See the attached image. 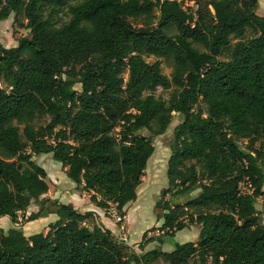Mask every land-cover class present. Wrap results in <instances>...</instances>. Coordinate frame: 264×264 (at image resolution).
Returning a JSON list of instances; mask_svg holds the SVG:
<instances>
[{
  "label": "trees",
  "instance_id": "obj_1",
  "mask_svg": "<svg viewBox=\"0 0 264 264\" xmlns=\"http://www.w3.org/2000/svg\"><path fill=\"white\" fill-rule=\"evenodd\" d=\"M259 9V0H0V21L24 14L31 33L0 46V220L19 225L34 203L39 211L25 223L59 218L30 237L0 228V264H264ZM162 59L172 60L171 77ZM159 88L171 91L168 100L155 96ZM175 114L169 187L156 205L164 237L144 234L141 254L94 212L43 198L48 174L35 158L52 155L92 204L114 206L123 220L154 138ZM194 225L197 242L145 251Z\"/></svg>",
  "mask_w": 264,
  "mask_h": 264
},
{
  "label": "rangeland",
  "instance_id": "obj_2",
  "mask_svg": "<svg viewBox=\"0 0 264 264\" xmlns=\"http://www.w3.org/2000/svg\"><path fill=\"white\" fill-rule=\"evenodd\" d=\"M77 1L80 2L81 0ZM259 4L260 9L258 13L259 15L264 16V0H259ZM68 21V16L63 15V22ZM30 36L31 33L30 30L27 29V20L25 19L24 14H20L18 16L12 14L9 20L3 22L0 21V46L5 48H14L19 45V41L22 38H29ZM228 59V54L220 58L221 61H227ZM146 60L148 63L153 64L158 59L151 57L147 58ZM161 62L163 74L167 77H171L173 72L172 60L162 59ZM124 77L125 80L128 81V72H125ZM0 88L5 89L6 86L0 83ZM78 89H80V87H78ZM170 95L171 91H165L161 88L157 89L155 93L157 98H163L165 100H168ZM180 123L181 117L178 114H175L173 123L168 132L161 137L154 138V146L156 149L155 155L149 162L148 169L145 173V177L143 178V184L138 190V199L136 202L128 205L125 208V217H123V221L117 223L116 218L113 217L115 210L114 206H112V209H110L108 212L104 211L105 221L108 226L113 227L114 233L123 242L131 246L138 254H141L139 245L142 243L144 234L147 233V239L156 238L158 236L164 237L162 232L163 221L158 220V216L162 215V211L157 209L156 205L158 200L162 198L161 192L169 187L167 171L169 159L172 155L170 144L174 138L175 128ZM140 135L149 137L151 136V133L147 130H144L140 133ZM35 162L44 168L48 174L47 181L50 188L49 193L51 191V194H53L54 197H61L64 198V200H66V198H70L71 200L77 201L79 205V211L84 213V201L86 200H84V192L68 179L66 169L61 164L53 161L52 155L37 157L35 158ZM48 194L47 196H50ZM196 194H194V196ZM45 198L50 199L51 197ZM89 200L91 201V196ZM163 200H169L173 203L185 202L184 199H171L170 196L163 198ZM63 204L67 203L64 202ZM256 207L263 218L264 224V197L257 201ZM38 211L39 206L37 203H34L27 212L19 215V225H14L10 219L7 222L1 220L0 228L8 231L11 227H21L24 229V232L28 237L38 233H46L48 228L41 229L38 227V221L25 223L27 217ZM97 223L102 224L99 217ZM199 234V226H190L189 229L178 233L175 239H171V241H169L167 244L160 245L158 243H152L146 246L145 251L147 252L156 249L169 253L175 249L176 244L183 245L185 243L197 242ZM156 264L164 263L160 261Z\"/></svg>",
  "mask_w": 264,
  "mask_h": 264
},
{
  "label": "crops",
  "instance_id": "obj_3",
  "mask_svg": "<svg viewBox=\"0 0 264 264\" xmlns=\"http://www.w3.org/2000/svg\"><path fill=\"white\" fill-rule=\"evenodd\" d=\"M48 195H50V196L46 195V196H44V198L45 197H51L50 199H52V200H58L61 203L66 202L67 204L73 205L75 207V209L79 210V205H78L77 201H75V200H71L70 198H66V200H64V198H61V197H54L53 194H51V191ZM87 195L88 194L84 192V200L86 199L85 200L86 202L84 201V213L85 212H94L100 218V222L103 225H105L108 229H110L111 231L114 232L113 227L108 226V224L105 221L104 210H101V209L97 208L94 204H92V202L89 200L90 196L89 195L87 196ZM34 213H36V212H34ZM9 219H10L9 217H4L1 220L7 222V221H9ZM58 220H59V218L56 215H50L47 218L39 219L37 225H39L38 227H40L41 229L48 228L46 231V233H48L50 231V226L55 224L56 222H58ZM12 228H14V227H11L10 229H12ZM30 236H33V235H30Z\"/></svg>",
  "mask_w": 264,
  "mask_h": 264
},
{
  "label": "built area",
  "instance_id": "obj_4",
  "mask_svg": "<svg viewBox=\"0 0 264 264\" xmlns=\"http://www.w3.org/2000/svg\"><path fill=\"white\" fill-rule=\"evenodd\" d=\"M113 217L116 218L117 223H120V222L123 221L122 218H121V216L118 214V212H117L116 209L114 210Z\"/></svg>",
  "mask_w": 264,
  "mask_h": 264
}]
</instances>
